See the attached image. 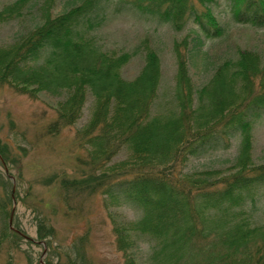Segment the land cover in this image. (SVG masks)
Masks as SVG:
<instances>
[{
    "label": "trees",
    "instance_id": "obj_1",
    "mask_svg": "<svg viewBox=\"0 0 264 264\" xmlns=\"http://www.w3.org/2000/svg\"><path fill=\"white\" fill-rule=\"evenodd\" d=\"M37 1L2 6L0 27L22 18ZM50 1L39 6L40 22L32 30L0 45V83L32 98L39 92L61 98L49 134L77 123L87 96L93 98L91 117L76 133L91 173L85 182L75 179L72 189L92 181L90 189L101 190L112 205L141 213L140 220L113 228L124 264H138L140 241L150 250L147 264H264V225L253 221L264 197V163L251 159L252 125L264 119L261 56L240 50L237 59L222 63L208 83L196 88L187 56L176 47L174 108L153 115L162 79L160 58L147 48L142 70L133 81L125 80L122 68L135 52L105 51L94 35L107 19L110 0H84L55 17L49 13ZM120 1L176 31L190 22L207 39L225 35L211 9L216 0ZM227 1L234 23L264 27V0ZM191 43L192 50L203 46L199 37ZM232 139L238 152L229 166L184 170L190 159L227 149ZM8 153L0 146L3 160ZM120 155L123 160L113 163ZM60 183L71 186L64 179ZM8 201V194L0 193L3 222ZM19 230L9 222L0 229L5 264H13V254L26 239ZM37 233L42 242L55 235L45 225Z\"/></svg>",
    "mask_w": 264,
    "mask_h": 264
},
{
    "label": "rangeland",
    "instance_id": "obj_2",
    "mask_svg": "<svg viewBox=\"0 0 264 264\" xmlns=\"http://www.w3.org/2000/svg\"><path fill=\"white\" fill-rule=\"evenodd\" d=\"M13 1L0 0V9ZM43 1L33 2L22 18L0 27V45L11 44L40 22L39 6ZM82 1L51 0L50 16L62 14ZM216 1L211 9L225 31V35L216 39H207L190 22L176 31L152 16L138 14L120 0H110L106 4L107 19L94 33L95 37L105 51L135 52L132 60L122 68L121 77L133 81L142 70L147 48L160 58L162 79L153 115L168 114L174 108L176 47L187 56L189 76L196 88L208 83L222 63L237 59L240 50L257 53L264 61V27L234 23L228 1ZM197 37L203 46L192 50L191 42ZM60 99L43 92L32 98L0 83V146L9 150L6 160L0 157V193L8 194L10 204L6 221L0 219V229L11 220L12 228L18 227L19 234L26 238L13 254L12 263L68 264L74 260L79 264H124L116 248L113 228L140 220L141 213L129 206L112 205L101 190L93 192L90 189L92 181L85 187L72 189L75 179L83 180L91 173L82 159L86 147L77 143L76 133L90 119L94 103L88 95L81 119L57 134H49L48 125L56 116ZM252 127L251 159L263 164L264 119L257 120ZM237 147L238 142L232 139L227 149H211L190 159L184 170L225 168L233 162ZM121 160L123 156H117L113 163ZM63 179L71 186H62ZM253 221L256 225H264V197L257 205ZM40 225L51 228L55 234L48 242L38 239ZM135 252L137 263L147 264L148 245L140 241ZM0 264H5L4 256L0 257Z\"/></svg>",
    "mask_w": 264,
    "mask_h": 264
},
{
    "label": "water",
    "instance_id": "obj_3",
    "mask_svg": "<svg viewBox=\"0 0 264 264\" xmlns=\"http://www.w3.org/2000/svg\"><path fill=\"white\" fill-rule=\"evenodd\" d=\"M9 224H10V228H12L11 220L9 221Z\"/></svg>",
    "mask_w": 264,
    "mask_h": 264
}]
</instances>
